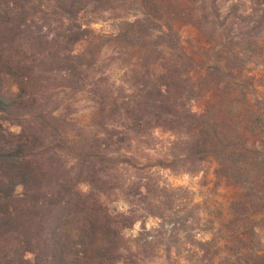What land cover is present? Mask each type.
Here are the masks:
<instances>
[{"label":"trees","instance_id":"16d2710c","mask_svg":"<svg viewBox=\"0 0 264 264\" xmlns=\"http://www.w3.org/2000/svg\"><path fill=\"white\" fill-rule=\"evenodd\" d=\"M217 1L0 0V264H264V94ZM210 163L241 192L184 251L158 172Z\"/></svg>","mask_w":264,"mask_h":264},{"label":"rangeland","instance_id":"374dc122","mask_svg":"<svg viewBox=\"0 0 264 264\" xmlns=\"http://www.w3.org/2000/svg\"><path fill=\"white\" fill-rule=\"evenodd\" d=\"M234 1L218 0L219 13L221 18L226 17L228 22L234 24V32L236 34L242 32V35H248V39L252 41L248 49L249 55L246 57L249 61L243 71L247 70L255 75L256 83L259 84L257 89L264 94V17L261 18L259 16L261 13L256 11L253 0H238V5L234 7L233 14L231 5ZM259 19L262 21L259 22ZM93 26L96 29L102 28L107 30L108 22L104 21ZM180 34L183 40L195 37L193 29L188 25H183L180 28ZM77 103L82 105L84 102ZM202 105L203 102L200 100H194L191 103L192 109L197 112L201 110ZM156 134L163 139L167 138V135L160 131H157ZM214 166L213 163L208 164L204 173H199L195 176L171 173L164 170L158 172L162 177V181H165L169 186L187 188L192 195L193 202L185 201L183 202L185 205H182L185 209L184 212L190 216V222L186 223L187 226L183 227L180 231L181 233L176 235L183 240L179 241L176 245L184 251L190 246L189 235L193 234L197 239H208L213 233L216 237L220 236L217 235L219 233L217 229L220 228L219 221L221 219L225 221L229 218L230 206L237 200L241 192L239 188L229 185L223 180L216 179L213 173ZM79 187L82 190L86 189L84 185H80ZM110 208L112 210H121L123 206L120 203L112 202ZM157 223L158 220L148 218L146 219L145 226L146 228L157 227ZM139 229L140 225L136 223L131 229L125 231V235L132 237L136 235ZM146 264H167V262L165 261V257L160 254L159 257L148 261Z\"/></svg>","mask_w":264,"mask_h":264}]
</instances>
